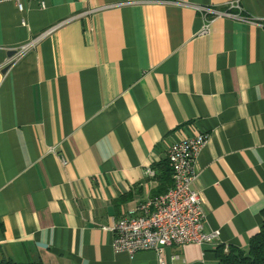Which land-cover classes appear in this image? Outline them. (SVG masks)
Instances as JSON below:
<instances>
[{
  "label": "crops",
  "instance_id": "crops-1",
  "mask_svg": "<svg viewBox=\"0 0 264 264\" xmlns=\"http://www.w3.org/2000/svg\"><path fill=\"white\" fill-rule=\"evenodd\" d=\"M20 1L0 0V67L70 20L0 69V264H160L114 252L104 227L155 196L146 168L197 132L193 187L219 236L166 246L162 264L246 250L264 215V27L220 17L197 35L193 5L230 0ZM239 5L264 23V0Z\"/></svg>",
  "mask_w": 264,
  "mask_h": 264
},
{
  "label": "built area",
  "instance_id": "built-area-1",
  "mask_svg": "<svg viewBox=\"0 0 264 264\" xmlns=\"http://www.w3.org/2000/svg\"><path fill=\"white\" fill-rule=\"evenodd\" d=\"M39 6H45L44 0H36ZM17 9L22 12L24 7L20 0H14ZM107 7L102 6L92 11H99ZM194 10L204 18V22L197 35H206L214 18H232L248 24L264 23L255 20L244 13L239 0H230L223 9L210 5H193ZM66 19L52 26L44 33L15 48L13 55L0 68L10 62L18 60L27 50L32 48L45 34L69 21ZM24 24V20H21ZM209 138L207 132H197L174 141L166 152L168 166L171 169L172 187L164 194L147 199L138 206L135 213L112 219L104 228L112 232V249L114 252H125L132 257L141 250H152L156 253L159 263L162 250L170 245H187L217 240L218 230L205 229V213L201 190L195 189L194 183L198 179L196 166L197 156ZM147 175L153 176V170L148 167ZM224 250L227 249L223 246Z\"/></svg>",
  "mask_w": 264,
  "mask_h": 264
},
{
  "label": "trees",
  "instance_id": "trees-1",
  "mask_svg": "<svg viewBox=\"0 0 264 264\" xmlns=\"http://www.w3.org/2000/svg\"><path fill=\"white\" fill-rule=\"evenodd\" d=\"M156 167L158 170L154 173V177H156L158 184L155 196L166 193L173 185L171 169L168 166L167 158L156 164ZM215 255L219 264H264V215L259 231L250 238L246 250H241L232 246H229L224 250L223 246H217L215 249ZM2 264L43 263L39 259H36L26 263L7 261Z\"/></svg>",
  "mask_w": 264,
  "mask_h": 264
},
{
  "label": "water",
  "instance_id": "water-1",
  "mask_svg": "<svg viewBox=\"0 0 264 264\" xmlns=\"http://www.w3.org/2000/svg\"><path fill=\"white\" fill-rule=\"evenodd\" d=\"M13 53H14V50L8 52L9 56L13 55ZM7 68H8V65L4 66L2 68V70H1V72L2 73H5V71L7 70Z\"/></svg>",
  "mask_w": 264,
  "mask_h": 264
},
{
  "label": "rangeland",
  "instance_id": "rangeland-1",
  "mask_svg": "<svg viewBox=\"0 0 264 264\" xmlns=\"http://www.w3.org/2000/svg\"><path fill=\"white\" fill-rule=\"evenodd\" d=\"M1 69V68H0ZM148 168V167H147Z\"/></svg>",
  "mask_w": 264,
  "mask_h": 264
}]
</instances>
